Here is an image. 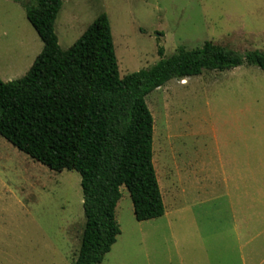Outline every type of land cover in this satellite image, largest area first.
<instances>
[{
    "label": "rangeland",
    "instance_id": "rangeland-1",
    "mask_svg": "<svg viewBox=\"0 0 264 264\" xmlns=\"http://www.w3.org/2000/svg\"><path fill=\"white\" fill-rule=\"evenodd\" d=\"M101 14L121 78L156 65L160 49L169 58L213 42L264 53V0H66L55 23L60 47L76 44ZM43 47L24 8L0 0V79L23 78ZM146 103L167 215L157 218L158 229L139 223L122 187L111 258L264 264V72L245 65L172 80ZM83 200L77 172L52 171L0 136V264H73L86 224Z\"/></svg>",
    "mask_w": 264,
    "mask_h": 264
},
{
    "label": "trees",
    "instance_id": "trees-1",
    "mask_svg": "<svg viewBox=\"0 0 264 264\" xmlns=\"http://www.w3.org/2000/svg\"><path fill=\"white\" fill-rule=\"evenodd\" d=\"M43 42L21 79H0V136L52 171L81 177L86 219L73 264H101L121 234L116 208L121 188L139 222L161 218L165 206L153 161L154 117L146 98L172 80L249 65L264 72V53L244 54L207 42L120 77L112 29L101 14L67 50L57 17L66 0H12Z\"/></svg>",
    "mask_w": 264,
    "mask_h": 264
},
{
    "label": "crops",
    "instance_id": "crops-1",
    "mask_svg": "<svg viewBox=\"0 0 264 264\" xmlns=\"http://www.w3.org/2000/svg\"><path fill=\"white\" fill-rule=\"evenodd\" d=\"M89 28V27H88ZM87 28V29H88ZM85 33V32H84ZM184 184V182H179V184H178V188H177V190L178 191H180L182 194H184V192H183V190H182V185ZM178 194H180L179 192H178ZM181 195V194H180ZM180 212H178V214H179ZM166 215H167V212L165 211V214H164V216L163 217H166ZM163 217H161V218H163ZM160 219V218H159ZM159 219H154V220H150V221H145V222H139V223H152V222H154V227H156L155 229H158V226H160V223L157 221V220H159ZM156 221V222H155ZM121 235V234H120ZM119 235V236H120ZM118 236V237H119ZM118 239V238H117ZM117 241H116V243L114 244V246L112 247V249H111V251H110V253H108L107 255H106V257H105V259H104V261L101 263V264H118V262L115 260V258H111V255H113V250H114V248L116 247V245H117ZM188 261L189 262H191L192 263V260H190L189 258H188ZM193 264V263H192ZM196 264V263H195Z\"/></svg>",
    "mask_w": 264,
    "mask_h": 264
}]
</instances>
